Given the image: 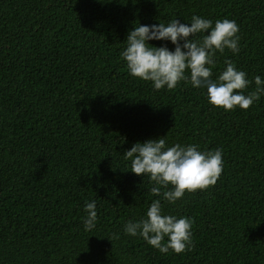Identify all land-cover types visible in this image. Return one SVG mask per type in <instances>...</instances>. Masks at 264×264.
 Masks as SVG:
<instances>
[{
  "label": "trees",
  "instance_id": "obj_1",
  "mask_svg": "<svg viewBox=\"0 0 264 264\" xmlns=\"http://www.w3.org/2000/svg\"><path fill=\"white\" fill-rule=\"evenodd\" d=\"M194 14L239 26V52L215 54L213 79L225 59L264 79V0H0V264H264V94L226 112L190 84L154 90L120 56L137 23ZM164 135L223 150L213 186L162 201L193 220L180 254L122 232L158 197L121 155Z\"/></svg>",
  "mask_w": 264,
  "mask_h": 264
},
{
  "label": "clouds",
  "instance_id": "obj_2",
  "mask_svg": "<svg viewBox=\"0 0 264 264\" xmlns=\"http://www.w3.org/2000/svg\"><path fill=\"white\" fill-rule=\"evenodd\" d=\"M239 26L234 19H212L192 15L190 22L170 19L167 23L132 26L120 52L128 74L150 82L154 90H172L181 82L197 89H205L208 103L224 111L236 108L247 110L264 94V79H247V73L238 69L229 59L213 79L215 54L225 49L234 55L239 52ZM149 41H167L174 47L154 46ZM254 82L255 91L245 93ZM130 161V172L147 176L153 183L150 192L158 197L148 205L143 216L129 219L122 232L139 236L162 254L172 251L180 254L192 247L193 220L190 216H177L164 212V203L183 202L185 193L213 186L222 173L223 150H201L197 144L180 142L169 144L166 135L144 142H135L121 155ZM83 229L96 228L98 209L96 200L85 201ZM118 239L119 233L110 239Z\"/></svg>",
  "mask_w": 264,
  "mask_h": 264
}]
</instances>
